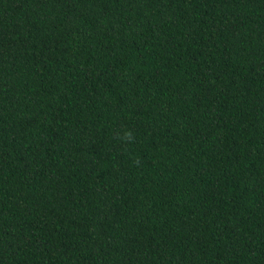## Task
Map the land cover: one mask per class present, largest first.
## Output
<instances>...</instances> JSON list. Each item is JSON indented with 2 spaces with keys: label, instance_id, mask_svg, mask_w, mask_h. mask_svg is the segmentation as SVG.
<instances>
[{
  "label": "trees",
  "instance_id": "obj_1",
  "mask_svg": "<svg viewBox=\"0 0 264 264\" xmlns=\"http://www.w3.org/2000/svg\"><path fill=\"white\" fill-rule=\"evenodd\" d=\"M0 264H264V0H0Z\"/></svg>",
  "mask_w": 264,
  "mask_h": 264
},
{
  "label": "clouds",
  "instance_id": "obj_2",
  "mask_svg": "<svg viewBox=\"0 0 264 264\" xmlns=\"http://www.w3.org/2000/svg\"><path fill=\"white\" fill-rule=\"evenodd\" d=\"M127 135V134H126Z\"/></svg>",
  "mask_w": 264,
  "mask_h": 264
}]
</instances>
